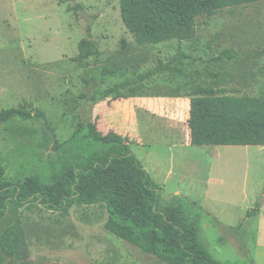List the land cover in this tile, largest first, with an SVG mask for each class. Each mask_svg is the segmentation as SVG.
Listing matches in <instances>:
<instances>
[{"label": "rangeland", "instance_id": "rangeland-1", "mask_svg": "<svg viewBox=\"0 0 264 264\" xmlns=\"http://www.w3.org/2000/svg\"><path fill=\"white\" fill-rule=\"evenodd\" d=\"M88 26L99 51L96 64L78 57ZM195 29L188 41L138 46L122 23L119 0H0V110L39 111L45 119L1 126L2 180L57 186L63 169L50 142L68 140L91 115L102 131H122L159 185V205L196 229L198 251L224 263L264 264V147L191 146L183 105L170 100L194 87L233 97L264 96V3L197 18ZM92 66L100 89L115 92L90 108L84 72ZM131 98L140 99L133 104ZM257 203L263 212L247 217ZM106 218L103 205H75L66 213L25 206L10 233L17 239L11 260L159 261L109 233ZM107 247H117L109 262L102 259Z\"/></svg>", "mask_w": 264, "mask_h": 264}, {"label": "trees", "instance_id": "trees-1", "mask_svg": "<svg viewBox=\"0 0 264 264\" xmlns=\"http://www.w3.org/2000/svg\"><path fill=\"white\" fill-rule=\"evenodd\" d=\"M258 2L264 0H119V8L122 23L135 44L145 46L191 40L196 36L197 18H210L222 9ZM86 35L78 45V57L92 58L96 64L99 51L91 39L90 26ZM84 81L89 90L84 98L90 108L115 92L112 88L100 89L96 66L85 70ZM186 96L191 146L264 147V96L233 97L200 87L191 88ZM16 120L45 123L39 111L0 110V128ZM50 143L63 169L57 186H44L35 179L4 181L0 165V264H18L11 260L17 239H10V233L20 222L21 210L31 204L64 213L75 205H103L109 233L166 264H241L224 263L207 251H198L196 229L159 205L160 187L128 141L113 131L99 132L91 115L78 124L68 140ZM259 211L257 203L246 216H257Z\"/></svg>", "mask_w": 264, "mask_h": 264}, {"label": "crops", "instance_id": "crops-1", "mask_svg": "<svg viewBox=\"0 0 264 264\" xmlns=\"http://www.w3.org/2000/svg\"><path fill=\"white\" fill-rule=\"evenodd\" d=\"M134 99H140V98H131L130 99V101L131 102H133V104H136V102L137 101H132V100H134ZM170 100H173V101H180L181 102V104L183 105V108H184V111H185V115H187V118H188V110H189V99L187 98V96L185 95V96H179V97H174V98H171ZM140 107L142 108H144V105L142 104V103H140ZM134 111H133V113L136 115V113H137V107L136 106H134ZM142 108V109H143ZM141 109V110H142ZM143 112H145L144 110H142ZM94 115L96 116L97 115V113H96V109L94 110ZM136 126H134V128H135ZM97 129H98V131L99 132H101L102 134H106L107 132H109V131H113V132H115V133H117V134H121V132L122 131H120V130H117L116 128H112V129H107L106 131H102L101 130V128L99 127V126H97ZM188 140H189V136H188ZM202 186V188H204V187H206V188H204V189H207V186L208 185H201ZM206 190H204V192H205ZM203 192V191H202ZM202 192H201V196H202ZM262 204L264 205V194H263V201H262ZM263 212V209H262V207H261V211H260V214ZM259 214V215H260ZM259 215L257 216V218L259 217ZM259 235H260V232H258L257 233V237H256V242H257V244H260V243H258V237H259ZM117 247H107V248H104V249H101V250H103V253H106L107 254V256H106V258H102L103 259V261H105V260H107L108 262H109V253L110 254H116L115 253V249H116ZM137 248V247H136ZM138 250H140L139 248H138ZM105 251V252H104ZM117 254H120V253H117ZM150 256H152V255H150ZM152 257H154V256H152ZM155 258V257H154ZM157 259V258H156ZM101 260V259H100ZM113 260H118V264H152L151 262L150 263H146V262H143V261H139L138 260V262H136V259L135 258H129V260H128V262H121V259H114L113 258ZM154 263H156V264H166V263H164V262H161V261H155V262H153V264Z\"/></svg>", "mask_w": 264, "mask_h": 264}]
</instances>
